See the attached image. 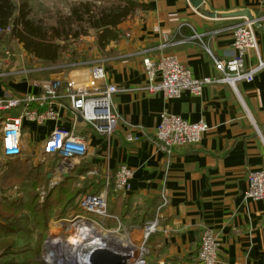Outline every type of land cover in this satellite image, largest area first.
<instances>
[{"label":"crops","instance_id":"crops-1","mask_svg":"<svg viewBox=\"0 0 264 264\" xmlns=\"http://www.w3.org/2000/svg\"><path fill=\"white\" fill-rule=\"evenodd\" d=\"M135 1L149 9L138 11L120 26L123 38L102 52L92 48L89 53L94 60L78 62L89 67L103 61V83L118 90L111 102L117 130L106 139L80 124L77 132L88 148L73 160L75 167L67 177L76 176L81 163L87 165L84 175L98 179L106 172L113 175L119 166L132 172L130 190L120 201L136 212L138 246L144 248L149 264H195L206 231L219 246L216 264H264V200L254 201L246 193L248 174L264 170V67L251 83L241 81L235 88L224 83L207 85L200 96L185 93L166 100L161 92L149 90L142 65L144 58L167 55L185 65L193 79L216 77L212 57L235 55L230 28L245 19L209 18L203 13L246 10L260 20L254 27L257 48L248 53L246 64L255 67L264 61L263 0ZM24 83L0 80V96L3 91L38 92ZM60 114L61 127L72 128L66 103ZM162 114L205 123L207 130L198 146L165 152L153 136ZM54 123L27 125L31 151L50 134ZM48 176L56 181L55 175ZM147 226L152 229L145 240Z\"/></svg>","mask_w":264,"mask_h":264},{"label":"built area","instance_id":"built-area-1","mask_svg":"<svg viewBox=\"0 0 264 264\" xmlns=\"http://www.w3.org/2000/svg\"><path fill=\"white\" fill-rule=\"evenodd\" d=\"M261 7L264 9V0ZM259 21L243 20L230 28L235 55L232 58L219 60L212 57L214 70L217 72V76L213 78L193 79L188 68L181 65L173 56L166 55L157 60L144 58L142 65L149 83V90L161 92L168 100L178 99L185 93L200 96L203 87L207 85L224 83L235 88V85L241 81L251 83L255 75L264 67L262 60H259L255 67L246 66L248 53L257 48L258 41L254 34V27L259 25ZM9 31L7 28L5 33ZM193 39L200 41L198 36ZM206 52L210 54L207 50ZM8 55L10 53L5 52V56L8 57ZM1 59L4 60V58ZM90 65L88 67L78 63L61 66V68L38 65L33 68L8 70V72L0 69V80L24 81L28 87L38 88L37 93L20 94L3 91L0 96V179L12 162L23 163L30 160L37 166L46 164L48 158L56 159L57 163L51 169V176L55 175L59 178V176L68 175L75 167L73 160L85 155L88 148L84 137L77 132L80 124L96 136L107 139L115 135L117 115L111 108V102L118 90L115 86L103 83L105 78L103 61L97 60ZM44 74L46 76L41 78ZM65 103L72 115L70 118L72 128L69 130L60 125L62 120L60 112ZM49 121L55 122L53 130L39 146L34 148V151H31L25 135L27 125L42 126ZM206 130L205 123L193 124L171 114H162L153 136L161 148L169 153L173 149L198 146ZM131 176L132 172L125 166H119L113 175L106 172L102 178L104 188L98 194L82 195L78 202V211L55 222L66 219L77 222L84 218L108 231V226L98 222L100 219L108 221L110 216L106 213L110 198L109 188L112 189L114 196L126 194L130 190ZM53 182L51 178L50 184ZM246 193L247 197L254 201L264 200V170L248 174ZM121 228L123 227L119 225L114 231H121ZM151 229V226L145 228V240L150 236ZM122 231L125 232V230ZM91 236L93 235L90 234L89 238ZM47 241L48 237L43 247L48 248ZM143 249H140L139 256L133 264H149ZM218 254L217 241L208 231L204 232L194 263L216 264ZM42 260L46 261L44 257Z\"/></svg>","mask_w":264,"mask_h":264},{"label":"trees","instance_id":"trees-1","mask_svg":"<svg viewBox=\"0 0 264 264\" xmlns=\"http://www.w3.org/2000/svg\"><path fill=\"white\" fill-rule=\"evenodd\" d=\"M148 9V6L135 0H72L68 4L66 13L59 10L53 16L46 18L48 21L53 20L54 22L49 23L44 20L45 18H34L32 8L26 0H18V4L12 0H0V32L8 34L42 66L55 67L63 63V54L67 51L69 44H73L79 38L86 37L91 33H93L97 49L101 52L104 51L111 43L123 38L124 34L120 28L123 23L134 17L138 11L147 12ZM7 28L10 31L5 33ZM70 57L69 62L74 63L76 57L73 54H70ZM29 162L31 161L12 162L9 169L13 165H25ZM39 168L34 166L33 169L26 170L25 179L31 176L36 182L37 178L45 177ZM9 169L6 173L9 172ZM86 169L87 165L81 163L77 167L76 176L62 179L63 181L52 189L56 191V196H48L51 206H58L61 202H65L61 214L63 216L59 217H65V215L68 216L78 211V202L82 198L80 194L96 195L104 188V179H98L96 176H85L83 180L86 181V184L82 191L72 190L71 187L81 175H84ZM111 190L109 188L110 198L106 208V213L110 215L108 221L109 223L115 220L124 221L126 208H124V204L119 207V200L122 195L114 196ZM72 192L74 193L71 194ZM77 193L79 194L77 195ZM29 199L26 203H0V236H2L0 246L6 245L8 237L12 236V232L15 231L11 224H5L12 218L22 220L25 217L26 220H29L30 213L39 217H46L43 210H46L47 207L39 211L32 193L29 194ZM10 244L11 246H4L5 251H0V259L4 254H14V252H9L13 248L14 241L11 240ZM0 262L2 261L0 260ZM19 264L29 263L22 262Z\"/></svg>","mask_w":264,"mask_h":264},{"label":"rangeland","instance_id":"rangeland-1","mask_svg":"<svg viewBox=\"0 0 264 264\" xmlns=\"http://www.w3.org/2000/svg\"><path fill=\"white\" fill-rule=\"evenodd\" d=\"M14 3L18 4V0H12ZM27 3L32 8V16L34 18H45L44 20L49 23H54L53 20L48 21L51 16H53L57 11H61L63 13L67 12L68 4L71 3L72 0H26ZM93 33L86 37H81L79 40L73 44H69L68 49L63 54L62 64L59 66H55V68H61V66L77 64L79 61L85 62L86 60H94L93 56L90 55L89 51L92 48H95ZM5 52H9L10 55L8 57L5 56ZM70 54H73L76 59L74 63H70L69 59ZM0 58H4L0 60V69L4 72H8V70H17L20 68L26 67H38L41 65L35 58L31 55L27 54L22 46L18 44L15 40H12L9 35L0 32ZM78 59V60H77ZM46 74L41 76L44 78ZM29 162L25 165L18 164L13 165L9 169V172H5L2 179H0V203H11L18 204L20 202H28L29 194L32 193L35 197L36 205L38 206V210H43L45 216H37L36 214L30 213L29 220H26L24 215H19L23 217L22 220H16L12 218L9 222H6V225H12L13 231L12 236L8 237V242L6 245L0 246V251H5L4 246H11V240L14 241L12 245L13 248L9 251L14 252L13 255L4 254L1 256L0 264L9 263V264H19L22 262H26L29 264H44L42 258H45V251L43 250V243L45 239L52 240H61L67 241L72 236L83 235L84 229L81 227V223L86 222L92 228L100 227V225L93 223L87 219H82L80 221H70L69 223H58L51 224L57 220L65 219V217L61 215L63 213V207L65 202H61L58 206H51L50 200L48 196H56V191L52 190L54 187H57L58 182L61 181V176L59 178H55V182L50 184L51 179L48 178V175L52 173L51 169L57 164L56 159L48 158L46 160V164H36L37 167L42 171L45 177H39L36 179V182L33 181V178L29 176L26 177V170L33 169L35 163ZM41 165V166H40ZM33 166V167H32ZM39 171V170H38ZM47 174V176H46ZM92 176L93 174H85L81 175L77 179V181L73 184L72 190L82 191L84 188L86 181L83 180L84 177ZM54 180V179H53ZM58 180V181H57ZM63 181V180H62ZM56 184V185H54ZM54 192V193H53ZM53 193V194H52ZM72 192L71 194H73ZM83 193V192H82ZM79 193H77L78 195ZM82 196V194H80ZM3 198V199H2ZM6 199V200H4ZM3 200V201H2ZM124 202L119 200V207L123 205ZM118 207V205H117ZM123 210V209H122ZM123 220L121 221V228L125 230V232H129L131 238L138 245V231H135L134 225L137 224V216L134 219L136 212L133 213L132 208L125 209ZM118 214V212H117ZM68 220V219H67ZM2 221V220H1ZM101 222V223H100ZM101 225H108V231H112L117 229V221L106 222V219H103L98 222ZM130 227V228H129ZM110 229V230H109ZM120 229V230H121ZM104 230V229H103ZM120 232H123V231ZM106 231V230H105ZM117 232V231H116ZM119 232V231H118ZM124 232V233H125ZM49 234V236H48ZM2 236H0L1 238ZM43 247V248H42ZM114 248V246H113ZM42 250V251H41ZM125 252V251H124ZM139 256V253H136L134 258H131L127 261V263L133 264L135 259Z\"/></svg>","mask_w":264,"mask_h":264},{"label":"bare ground","instance_id":"bare-ground-1","mask_svg":"<svg viewBox=\"0 0 264 264\" xmlns=\"http://www.w3.org/2000/svg\"><path fill=\"white\" fill-rule=\"evenodd\" d=\"M81 227L84 229L83 235L72 236L67 241L48 239V248L45 246L43 249L45 251V259L48 264H51L54 261L63 262V260L66 259H78L81 257V254L83 257L85 252H83V250L85 248L89 250L91 247L101 244H105V246L109 248H113L114 246V250L125 251L128 253L130 258H134L136 253H139V249H141L131 238L129 232H109L103 230L101 226L92 228L86 222L81 223ZM90 234L93 235L91 238H89ZM51 244H53V249ZM56 247H60L59 250L55 249Z\"/></svg>","mask_w":264,"mask_h":264},{"label":"water","instance_id":"water-1","mask_svg":"<svg viewBox=\"0 0 264 264\" xmlns=\"http://www.w3.org/2000/svg\"><path fill=\"white\" fill-rule=\"evenodd\" d=\"M204 16L209 18H224V19H236V18H244L248 22H253L254 17L250 16L249 12L244 11H236L234 13L228 14H218L215 13H203ZM65 74L63 73L62 78L64 79ZM67 175H64L62 178H66ZM49 178V176H48ZM56 185V184H54ZM53 249V244L51 245ZM60 247H56L55 249L59 250ZM61 252V251H60ZM80 253V252H79ZM83 258V259H82ZM131 259L128 253L124 251L114 250L113 248H109L105 246V244H101L98 246H94L91 249H85L84 255L80 258H74L72 260H63L62 261H54L51 264H126L127 261ZM44 264H48L47 261H43Z\"/></svg>","mask_w":264,"mask_h":264}]
</instances>
